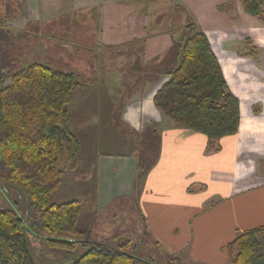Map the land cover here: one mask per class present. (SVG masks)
<instances>
[{"label": "crops", "instance_id": "0c3cea01", "mask_svg": "<svg viewBox=\"0 0 264 264\" xmlns=\"http://www.w3.org/2000/svg\"><path fill=\"white\" fill-rule=\"evenodd\" d=\"M21 2L35 24L50 28L54 19L57 28L45 35L54 30L71 38L79 29L92 34L95 26L89 52L111 47L139 68L122 75L97 68L94 79L84 80L89 86L78 93L67 123L80 143L75 168L67 171L92 172L99 208L132 193L138 172H145L138 181L145 233L167 254L229 264L226 248L236 231L264 224V20L245 11L240 0ZM190 30L205 34L238 100L237 131L215 145L201 132L176 127L153 103L180 60L172 57L174 45ZM120 55L106 59L119 61ZM88 59L83 64L96 68L97 58ZM121 86L131 88L125 97Z\"/></svg>", "mask_w": 264, "mask_h": 264}, {"label": "trees", "instance_id": "16d2710c", "mask_svg": "<svg viewBox=\"0 0 264 264\" xmlns=\"http://www.w3.org/2000/svg\"><path fill=\"white\" fill-rule=\"evenodd\" d=\"M240 2L245 11L264 20V0ZM186 35L173 47L172 57L180 55V60L155 92L153 103L176 127L201 132L215 145L237 131L238 100L205 34L190 30ZM15 67L0 62V178L25 193L51 235L85 234L78 227L83 209L78 200L48 203L61 183L63 168L76 165L80 143L67 123L68 105L80 81L73 72L40 62ZM128 246L126 241L118 250L94 242L71 264H138L123 249ZM227 249L229 264H264V224L237 230ZM0 264H35L28 254L23 220L5 208H0Z\"/></svg>", "mask_w": 264, "mask_h": 264}, {"label": "rangeland", "instance_id": "374dc122", "mask_svg": "<svg viewBox=\"0 0 264 264\" xmlns=\"http://www.w3.org/2000/svg\"><path fill=\"white\" fill-rule=\"evenodd\" d=\"M28 11L29 8L23 6L21 0H0V62L12 63L16 66L13 70L40 62L56 70L73 71L82 86L79 85L80 90L77 88L74 91V103L70 102L68 105L69 113L71 112L72 115L74 111L76 112L73 106L78 93L81 95L80 93L84 91L83 86H89L87 83L84 84V80L88 82L90 78L94 79V71L97 68H100L98 72L102 73L119 69L118 75L119 73L122 75L127 69L126 73L137 74L138 66L133 65L126 54L120 55V52L111 47L99 50L97 48L89 52L88 46L94 44L98 36L97 27L94 26L96 31L94 30L92 34H86L80 29L76 30L71 38L68 33L54 30L52 35L48 36L45 35L47 31L57 28L51 26L54 19L50 28L42 23L35 24L32 22L34 19L25 18ZM78 16L75 15L73 19L80 21L82 18ZM98 21L97 18H93L94 24L97 25ZM89 35L93 38H88ZM69 42L71 46L67 47ZM118 55L123 59L114 61L115 64L106 59ZM89 56L92 57L93 62H95L94 58H97L96 68L92 67L94 63L88 67L83 64L88 63ZM88 60L91 62V59ZM101 60L103 64L100 63ZM7 69L9 70V67ZM128 78L133 82L130 74ZM130 89V87H122V96L125 97L130 93ZM138 136L145 137V134ZM63 169L65 175L62 174L61 183L50 194L48 203L78 200L83 207L78 227L86 230L85 234L51 235L42 225L38 213L30 205L25 193L0 178V208L14 210L23 220L28 254L35 264H71L94 242L120 250L121 245L126 241H129V246L123 249L136 257L139 260L138 264H205L196 263L190 257L167 254L148 232L145 233V219L139 210L141 186L140 184L138 186V181L140 183L144 179L145 172H138L132 193L123 194L115 198L108 207L99 208L92 199L94 189L92 172L71 173L67 171L68 169ZM50 239L65 240L68 244H52ZM226 252L228 257L227 248ZM174 258H179V261Z\"/></svg>", "mask_w": 264, "mask_h": 264}]
</instances>
